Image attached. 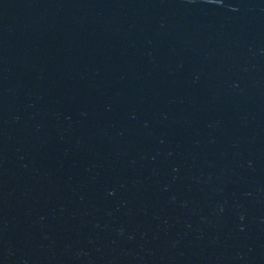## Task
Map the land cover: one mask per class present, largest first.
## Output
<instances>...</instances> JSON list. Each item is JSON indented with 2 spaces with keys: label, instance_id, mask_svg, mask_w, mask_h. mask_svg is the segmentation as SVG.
<instances>
[{
  "label": "water",
  "instance_id": "95a60500",
  "mask_svg": "<svg viewBox=\"0 0 264 264\" xmlns=\"http://www.w3.org/2000/svg\"><path fill=\"white\" fill-rule=\"evenodd\" d=\"M0 264H264V0H0Z\"/></svg>",
  "mask_w": 264,
  "mask_h": 264
}]
</instances>
